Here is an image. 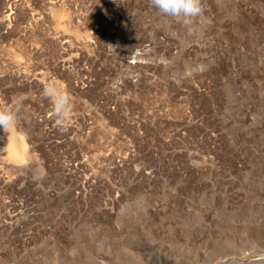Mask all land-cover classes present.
I'll return each instance as SVG.
<instances>
[{
  "label": "rangeland",
  "instance_id": "rangeland-1",
  "mask_svg": "<svg viewBox=\"0 0 264 264\" xmlns=\"http://www.w3.org/2000/svg\"><path fill=\"white\" fill-rule=\"evenodd\" d=\"M202 6L0 0V264H264V0Z\"/></svg>",
  "mask_w": 264,
  "mask_h": 264
},
{
  "label": "clouds",
  "instance_id": "clouds-1",
  "mask_svg": "<svg viewBox=\"0 0 264 264\" xmlns=\"http://www.w3.org/2000/svg\"><path fill=\"white\" fill-rule=\"evenodd\" d=\"M150 4L161 16L186 26L191 25L203 12L202 0H150ZM42 95L51 102L52 116L58 129L66 131L71 124L74 107L71 94L52 81L44 86ZM16 124L17 114L10 108L0 107V130L6 133Z\"/></svg>",
  "mask_w": 264,
  "mask_h": 264
},
{
  "label": "bare ground",
  "instance_id": "bare-ground-1",
  "mask_svg": "<svg viewBox=\"0 0 264 264\" xmlns=\"http://www.w3.org/2000/svg\"><path fill=\"white\" fill-rule=\"evenodd\" d=\"M57 13L58 15L55 17L54 22L56 23L57 26L60 27L59 29L61 30L62 29L61 25L62 24L64 25V22H66L67 20L65 16L67 14L64 15L63 12L62 13L56 12V14ZM53 15H55V13ZM57 26L56 28H58ZM67 29L68 28L66 27V30ZM62 31H64V28ZM5 143H6V147L4 150V154H5V161L8 162V164L10 163V165L13 164L23 165L25 161H28L27 158L29 157L28 154L29 151L27 150V146L25 144L24 138L21 135L15 134V132L10 131L5 137Z\"/></svg>",
  "mask_w": 264,
  "mask_h": 264
}]
</instances>
